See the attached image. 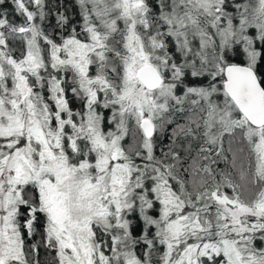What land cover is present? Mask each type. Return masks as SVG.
I'll list each match as a JSON object with an SVG mask.
<instances>
[{"label": "snow or ice", "instance_id": "snow-or-ice-1", "mask_svg": "<svg viewBox=\"0 0 264 264\" xmlns=\"http://www.w3.org/2000/svg\"><path fill=\"white\" fill-rule=\"evenodd\" d=\"M74 7L0 0V264H264V0Z\"/></svg>", "mask_w": 264, "mask_h": 264}, {"label": "trees", "instance_id": "trees-1", "mask_svg": "<svg viewBox=\"0 0 264 264\" xmlns=\"http://www.w3.org/2000/svg\"><path fill=\"white\" fill-rule=\"evenodd\" d=\"M63 3L65 4V6L68 9L67 14L71 17H73V22H75V20H78L79 17L77 15H75L76 13V9L74 7V0H63ZM6 7H8L9 9H11V4H7ZM63 10V9H61ZM17 20H19V17H16ZM54 23V20H53ZM79 105L76 102H73V107H78ZM130 142V140H126V143ZM190 162V161H189ZM220 167H224L223 164L220 165ZM234 176L237 180H239L238 174L234 173ZM230 191V190H229ZM55 256V253H51V255L46 254L45 252L41 251L40 254V258H41V264H53V258Z\"/></svg>", "mask_w": 264, "mask_h": 264}]
</instances>
